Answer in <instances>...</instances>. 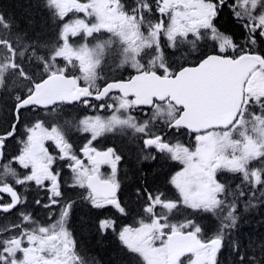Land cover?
I'll return each mask as SVG.
<instances>
[{"label":"snow or ice","instance_id":"6c2138e0","mask_svg":"<svg viewBox=\"0 0 264 264\" xmlns=\"http://www.w3.org/2000/svg\"><path fill=\"white\" fill-rule=\"evenodd\" d=\"M35 7L43 21L0 11V264H102L88 236L115 238L120 264H264V235L241 230L264 216V0ZM109 134L139 175L129 202L131 161L95 146Z\"/></svg>","mask_w":264,"mask_h":264},{"label":"trees","instance_id":"16d2710c","mask_svg":"<svg viewBox=\"0 0 264 264\" xmlns=\"http://www.w3.org/2000/svg\"><path fill=\"white\" fill-rule=\"evenodd\" d=\"M37 0H0V11H4L6 13L14 14L18 19L24 20L28 16H32L37 18L40 21L44 20V17L40 11H38L35 7ZM131 2V0H129ZM7 117L4 112L0 111V124L3 127H7L6 123ZM77 141V139H76ZM75 141V142H76ZM113 143H116V147L123 150L125 152L126 157L131 161L130 164H126V171L129 179L133 180V185H135L137 179H139V175L136 173L134 164V159L132 153L128 151V145L125 142V139L113 140ZM19 145L16 142H13L12 145L9 146L10 151H14ZM170 172V168L163 162L161 165L152 170L147 174V179L149 182H155L156 184H164L166 182V175ZM128 179V180H129ZM127 183H131L130 181H126ZM134 199L132 195V190H126L124 195L125 202H129V198ZM35 198H43V193L38 191H33L29 195V203L32 209H35L37 206L32 204V200ZM47 210L40 209L36 216L38 219H44L45 212ZM135 217V213L131 217L121 218V221H125L129 218ZM77 221H82L86 218L94 219L91 216L90 208L86 204H81L76 212ZM264 216L261 215L260 211L257 210L254 214L248 217L246 222L242 224V238L248 240L251 236L253 239H256L260 235H264ZM79 227V224H77ZM85 236H88L87 233H84ZM88 243L90 244L93 252L97 255V257L101 260L102 264H120L122 260V254L118 248V243L115 238L106 239L103 241H99L96 239H92L88 236ZM123 264H127V261H123Z\"/></svg>","mask_w":264,"mask_h":264},{"label":"flooded vegetation","instance_id":"af4514ba","mask_svg":"<svg viewBox=\"0 0 264 264\" xmlns=\"http://www.w3.org/2000/svg\"><path fill=\"white\" fill-rule=\"evenodd\" d=\"M46 146H49L48 144ZM85 162L87 163L86 159H85ZM167 166H169V164L167 163L166 164ZM126 164L123 165V167L121 168L120 170V178L122 179V182L125 186H127L126 190H129V189H132V187L134 186L133 185V180L129 179L128 175H127V171H126ZM108 168L105 166V167H102L101 170H107ZM169 173V172H168ZM129 179V180H128ZM126 181H130L131 183H127Z\"/></svg>","mask_w":264,"mask_h":264},{"label":"rangeland","instance_id":"374dc122","mask_svg":"<svg viewBox=\"0 0 264 264\" xmlns=\"http://www.w3.org/2000/svg\"><path fill=\"white\" fill-rule=\"evenodd\" d=\"M104 137L100 138V139H103ZM176 165V169L178 170V168L180 167L178 164H175Z\"/></svg>","mask_w":264,"mask_h":264}]
</instances>
